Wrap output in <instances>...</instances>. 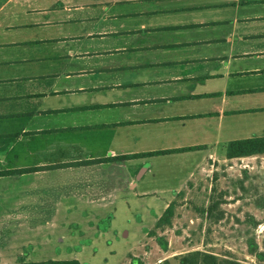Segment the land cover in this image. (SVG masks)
Here are the masks:
<instances>
[{
  "label": "crops",
  "instance_id": "1",
  "mask_svg": "<svg viewBox=\"0 0 264 264\" xmlns=\"http://www.w3.org/2000/svg\"><path fill=\"white\" fill-rule=\"evenodd\" d=\"M262 137L264 0H0V172L30 170L0 177V264H82L32 258L52 252L43 208L92 231L146 202L117 263L136 264L204 160L212 173L216 154L263 159L226 157L230 142ZM166 160L177 176L160 183Z\"/></svg>",
  "mask_w": 264,
  "mask_h": 264
},
{
  "label": "rangeland",
  "instance_id": "2",
  "mask_svg": "<svg viewBox=\"0 0 264 264\" xmlns=\"http://www.w3.org/2000/svg\"><path fill=\"white\" fill-rule=\"evenodd\" d=\"M262 158L228 162L216 154L217 171L212 173L205 171L213 170L212 162L204 160L192 189L181 192L170 216L151 228L148 239L139 242L145 254L133 258L136 264H204L203 255L214 256V264H264ZM171 164L167 160L155 164V179L162 180L160 183L175 180L177 171ZM148 207L145 202L112 208L108 217L93 224L92 231H87L77 216L66 219L62 213L55 214L53 208H43L39 220H52L42 225H47L48 233L50 229L55 231L46 246L52 252L32 258L66 259L75 255L82 264H117L138 241L136 225L140 219L146 224V214L154 210ZM103 228L107 230L102 232ZM67 246H71L73 254H57L58 249L68 253Z\"/></svg>",
  "mask_w": 264,
  "mask_h": 264
},
{
  "label": "trees",
  "instance_id": "3",
  "mask_svg": "<svg viewBox=\"0 0 264 264\" xmlns=\"http://www.w3.org/2000/svg\"><path fill=\"white\" fill-rule=\"evenodd\" d=\"M193 148H187L185 150H190ZM180 150V151H185ZM175 150L165 151V152H157V153H172ZM256 154H264V137L262 138H250L245 140H238L230 142L226 147V157L227 158H235V157H245ZM24 172H30V170H11L0 172L1 176L6 175H14L21 174ZM172 210V205H170L164 212L163 216L158 220V223L164 221V217L170 216ZM215 257L211 255H203L202 262L204 264H214ZM225 264H239L233 261H225ZM14 264H79L76 260H46L40 262H25L23 260H18Z\"/></svg>",
  "mask_w": 264,
  "mask_h": 264
}]
</instances>
